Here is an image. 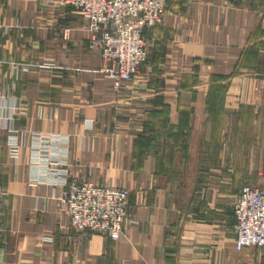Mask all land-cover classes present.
<instances>
[{"label": "crops", "instance_id": "obj_1", "mask_svg": "<svg viewBox=\"0 0 264 264\" xmlns=\"http://www.w3.org/2000/svg\"><path fill=\"white\" fill-rule=\"evenodd\" d=\"M145 34L115 88L64 0H0V264H264L234 230L243 187L264 189V0H169ZM44 134L70 181L130 191L119 240L71 228Z\"/></svg>", "mask_w": 264, "mask_h": 264}, {"label": "built area", "instance_id": "obj_2", "mask_svg": "<svg viewBox=\"0 0 264 264\" xmlns=\"http://www.w3.org/2000/svg\"><path fill=\"white\" fill-rule=\"evenodd\" d=\"M64 4L87 21L92 33L90 48L101 53L102 71L119 88L141 72L148 58L145 32L162 24L169 0H64ZM36 140L42 144V153L35 161L44 166L51 183L64 186L62 203L71 228L80 235L101 234L119 240L131 214L130 191L120 186L70 181L69 170L57 168L67 164L58 142L46 134L37 135ZM19 148L14 139L11 152L15 158ZM234 210L236 249H264V189L244 186L235 199Z\"/></svg>", "mask_w": 264, "mask_h": 264}, {"label": "rangeland", "instance_id": "obj_3", "mask_svg": "<svg viewBox=\"0 0 264 264\" xmlns=\"http://www.w3.org/2000/svg\"><path fill=\"white\" fill-rule=\"evenodd\" d=\"M147 60H148V58H147ZM53 164H54V163H51L50 167L53 166Z\"/></svg>", "mask_w": 264, "mask_h": 264}]
</instances>
